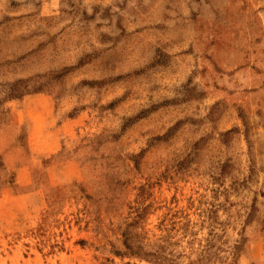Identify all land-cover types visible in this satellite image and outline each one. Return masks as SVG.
<instances>
[{"label": "rangeland", "instance_id": "rangeland-1", "mask_svg": "<svg viewBox=\"0 0 264 264\" xmlns=\"http://www.w3.org/2000/svg\"><path fill=\"white\" fill-rule=\"evenodd\" d=\"M0 264H264V0H0Z\"/></svg>", "mask_w": 264, "mask_h": 264}]
</instances>
